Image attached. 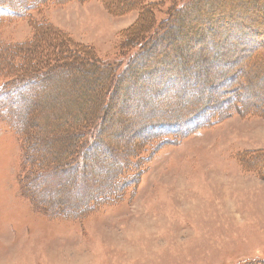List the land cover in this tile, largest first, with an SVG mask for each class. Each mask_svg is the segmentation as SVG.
Segmentation results:
<instances>
[{
  "label": "rangeland",
  "instance_id": "rangeland-1",
  "mask_svg": "<svg viewBox=\"0 0 264 264\" xmlns=\"http://www.w3.org/2000/svg\"><path fill=\"white\" fill-rule=\"evenodd\" d=\"M13 1L20 8L24 0ZM180 1L38 0L36 8H30L24 17L0 18V46L18 52L12 67L17 74L29 70L20 65L21 57L32 61L35 68L40 61H46L51 69L56 67L51 73L55 87L46 102L54 110L48 114L57 112L71 118L70 108L99 110L103 90L108 92L110 87L104 83L100 87L101 80L93 72L95 64L77 62V50L74 58L67 60L64 53L68 49L83 48L94 63H114L127 56L137 37H145V32L147 38L154 37V26L164 19L172 30L157 37L155 43L173 47L175 53L180 52L181 41L187 39L186 32L196 18L210 14L209 19L214 20L219 13L234 18V22L248 15L264 19V0H258V5L254 0H200L190 11L176 16ZM172 17L176 19L172 21ZM178 25L187 28L179 30ZM220 50L224 52V47ZM146 53L153 55L150 50ZM234 63L244 65L245 82L251 88V94L243 93L241 98L264 101V78L253 59ZM61 65L72 66L60 72ZM207 65L201 67V75L215 77ZM1 73L0 81L4 80ZM238 76L236 73L230 85L238 84ZM172 86L179 90L181 99L185 98L181 84ZM17 92L29 94L24 88ZM159 92L149 94L144 88L129 98L123 87L117 90L103 130L106 141H113V150L117 152L130 140L139 145L134 137L128 139L132 133L124 124L136 129L156 109L185 102L175 98L153 102L169 94L164 89ZM14 95L8 98L14 100ZM143 96L144 102L136 101ZM22 103L13 106V117L21 114ZM137 108L144 110V116L135 117ZM234 108L242 110L237 105ZM246 108L245 114H222L211 126L152 154H147L142 142L137 146L138 156L147 154L150 158L134 191L118 203L97 207L77 220L46 216L30 207L18 182L20 143L3 120L6 111L0 110V264H249L264 259V115H251L253 110ZM253 151L259 157L257 163L251 160ZM101 170L88 175L86 189L97 195L104 187L99 179ZM70 191L63 188L62 195L52 202L40 189L31 187L30 193L36 205L45 209L62 203L72 205L74 201L65 198Z\"/></svg>",
  "mask_w": 264,
  "mask_h": 264
},
{
  "label": "trees",
  "instance_id": "trees-1",
  "mask_svg": "<svg viewBox=\"0 0 264 264\" xmlns=\"http://www.w3.org/2000/svg\"><path fill=\"white\" fill-rule=\"evenodd\" d=\"M49 1L58 3L59 0ZM60 1L63 3L69 0ZM197 1L200 0L178 2L176 16L177 13L181 15L180 13L190 11L192 4ZM258 3V0L253 2L255 5ZM37 5L38 0H24L21 7L17 8L13 0H0V18L24 17L30 8H36ZM4 8L7 10H3ZM209 16L210 14L191 21L192 25L186 32L187 39L181 41L180 52L176 53L173 47L157 46L155 43L157 37L164 36L166 32L172 30L171 27H167L169 23H165L168 19L154 26V33L156 32L154 37L147 38L146 32L145 37H137L127 56L117 59L114 63H100L97 60L94 63L93 57L91 58L83 48L65 51L67 60L73 59L77 50L80 56L77 62L89 60L90 62L86 63L95 64L93 72H96L97 78L101 80L100 87L103 83L110 87L108 92L103 90L105 100L103 101L102 98L99 110L93 112V109H84L81 112L70 108L68 112L72 113L71 118L70 115L67 117L57 112L48 114L54 110L51 104L47 105L46 102L52 88L55 87L51 73L56 67L51 69L46 66L48 64L46 61H40L37 62L39 68H35L32 61L21 57L20 65L24 64L29 70L17 74L13 72L12 67L16 66L13 59L18 52L0 46V70L4 78L0 81V110L6 111L3 120L20 143L18 174L20 192L28 200L34 212H42L46 216L58 219H81L97 207L116 204L134 191L144 165L150 158L147 154H152L154 150L178 144L192 132L211 126L222 114L230 111L245 114L248 106L254 112L251 115H264V101L241 98L243 93L251 94V88L245 82L248 79H245L247 70L243 69L244 65L236 66L237 64L234 63L236 60L238 62L241 60L242 63L243 60L253 59V65L259 68V76L264 78L263 17L261 20H256L253 17L256 15H248L242 21L234 22V18L219 13L216 14L218 18L214 20L209 19ZM175 17L171 20H175ZM186 28V26L185 28L181 25L177 26L179 30ZM50 33L49 35L55 36L54 32ZM222 47L224 52L220 50ZM189 49H193L194 52L189 53ZM148 50L152 51L153 55L145 54ZM23 55L24 53L20 56ZM199 64L204 65L199 67ZM206 65L209 71L215 72V77L206 78L201 75L200 69ZM62 66H59L60 72L66 71V67L72 65H65V68ZM215 66L220 69H214ZM106 73L107 77H104L103 74ZM236 73L239 74L238 84L230 85ZM173 84H181L180 91L185 98L181 99L179 90L173 88ZM170 86L172 89H169ZM121 87L127 91L129 98H134L135 93L138 90L143 91L144 88L149 94L151 91L160 93L159 91L164 89L169 92L168 96L156 98L153 102L167 101L168 98L185 101L156 109L150 117L140 122L136 129L133 125L124 124V129L128 127L132 133L129 135V140L134 137V142L138 141L139 145L144 142V146H147V154L144 156H138L139 145L134 146L131 140L116 152L113 150L115 147L112 145L113 141L107 142L105 139L104 119L111 100H114L117 90ZM23 88L29 94L22 95L17 92ZM13 93H15L14 100L8 98ZM124 98L128 99L126 96ZM145 100L143 96L136 101L142 103ZM21 102L24 105L21 114H15L13 117V106ZM234 105L238 108L242 107V110L235 109ZM143 111L137 108L134 112L135 117L144 116ZM89 115H91L90 119L87 117ZM62 116L68 120H64ZM115 134L112 133L113 136ZM254 153L256 152L253 151L252 154ZM87 156L90 158L87 159ZM251 160L257 163L258 155H252ZM96 169H102L99 179H103L101 183L104 186L99 195L86 189L90 185L88 175L95 173ZM104 169H106L105 173ZM49 175L53 176V179H49ZM57 177L61 180L58 181ZM96 185H100V182L97 181ZM31 187L40 189L51 202L62 195L63 188H69L71 191L65 198L74 202L71 203L72 205L62 203L44 209L41 204L36 205V199L30 193ZM249 264H264V259Z\"/></svg>",
  "mask_w": 264,
  "mask_h": 264
}]
</instances>
